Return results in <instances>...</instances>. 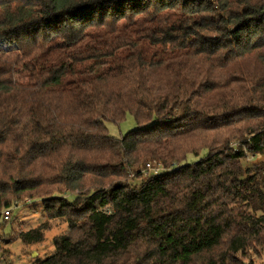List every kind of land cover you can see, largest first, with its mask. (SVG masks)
I'll return each instance as SVG.
<instances>
[{
  "label": "trees",
  "instance_id": "1",
  "mask_svg": "<svg viewBox=\"0 0 264 264\" xmlns=\"http://www.w3.org/2000/svg\"><path fill=\"white\" fill-rule=\"evenodd\" d=\"M248 154L264 156V0H0V212L42 202L25 245L69 227L39 264H264Z\"/></svg>",
  "mask_w": 264,
  "mask_h": 264
},
{
  "label": "rangeland",
  "instance_id": "2",
  "mask_svg": "<svg viewBox=\"0 0 264 264\" xmlns=\"http://www.w3.org/2000/svg\"><path fill=\"white\" fill-rule=\"evenodd\" d=\"M106 126L110 135L118 139L137 129V124L132 116H128L121 124L106 123ZM205 154L206 152L200 157L191 156L190 161L197 162ZM261 161H264V156L248 154L244 165L252 167ZM150 164L153 169L147 170L145 176L160 173L162 166L159 162L154 161ZM15 206L16 209L8 223H4L0 219V264H39L55 253L54 238L66 233L69 230L68 224L60 220H53L50 222L52 228L45 232V240L42 243L25 245L20 240V232H27L41 226L48 221V217L40 200L27 199ZM262 262L258 260L256 264H262Z\"/></svg>",
  "mask_w": 264,
  "mask_h": 264
},
{
  "label": "built area",
  "instance_id": "3",
  "mask_svg": "<svg viewBox=\"0 0 264 264\" xmlns=\"http://www.w3.org/2000/svg\"><path fill=\"white\" fill-rule=\"evenodd\" d=\"M147 169H148V170H152V169H153L152 165H151V164H148V165H147ZM15 209H16V206L1 211V212H0V219H1L4 223H8V222L11 220V218H12V216H13V213H14Z\"/></svg>",
  "mask_w": 264,
  "mask_h": 264
}]
</instances>
